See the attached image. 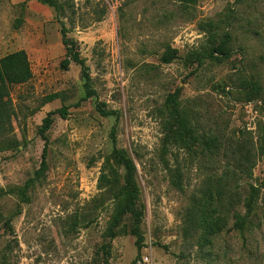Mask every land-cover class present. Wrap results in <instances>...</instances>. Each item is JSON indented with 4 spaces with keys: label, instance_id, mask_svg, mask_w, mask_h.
I'll return each instance as SVG.
<instances>
[{
    "label": "rangeland",
    "instance_id": "obj_1",
    "mask_svg": "<svg viewBox=\"0 0 264 264\" xmlns=\"http://www.w3.org/2000/svg\"><path fill=\"white\" fill-rule=\"evenodd\" d=\"M60 1L94 96L85 97L79 64L62 66L54 9L0 0V58L26 50L33 71L10 90L8 137L16 142L0 151V187L8 191L0 198V264L136 259L134 217L126 213L114 226L126 169L113 156V131L137 167L144 247L136 264L146 257L264 264V0ZM220 40L229 55L210 57ZM170 48L177 57L164 63ZM99 103L117 114L102 115ZM63 107L68 114L53 115L48 167L36 180L40 127ZM107 161L110 182L101 186ZM212 220L221 226L214 235Z\"/></svg>",
    "mask_w": 264,
    "mask_h": 264
},
{
    "label": "trees",
    "instance_id": "obj_2",
    "mask_svg": "<svg viewBox=\"0 0 264 264\" xmlns=\"http://www.w3.org/2000/svg\"><path fill=\"white\" fill-rule=\"evenodd\" d=\"M41 3L47 4L52 7L56 13V17L61 24V34L62 41L66 47V57L62 60V66L68 67L71 62H75L81 66L82 76L85 78V89H86V98L94 96L96 94L95 89L92 86V77L89 71V67L86 64L85 58H83L80 54L79 49H77V43L73 39L68 37V29L66 25L61 20V17L64 15L63 12V3L60 0H38ZM187 2H194L195 0H182ZM242 1V0H237ZM178 54L177 49L170 48L167 53L162 56V61L164 63H170L173 61ZM229 55V51L225 47V41L220 40L216 42L211 47L209 52L210 57H214L215 55ZM33 77L32 65L29 55L26 50H16L0 58V151L8 149L16 141H13L8 137V133H10L12 129V117L14 115V109L12 106L11 98H10V90L14 85L25 84L29 82ZM56 94L49 95L47 97L48 100H52L56 97ZM172 100V110L176 113L178 117H180V111L176 106V100L171 97ZM98 110L104 116H110L117 114V111L113 109H105L103 103L98 104ZM59 113L61 117H66L68 114L67 108L63 107L58 109L57 111L49 112L46 117L43 119L42 126L40 127V135L45 140V146L43 148L42 153V162L41 167L36 171V180L40 179L42 174L47 170V152H48V143L49 139L46 135L48 130L52 127L54 123L53 115ZM112 142H113V156L115 160L123 165L126 169L125 172V183L123 186L122 199L118 196L115 197L117 202V211L114 218V226H117L120 223L122 216L126 213H131V215L135 219V224L132 229L133 235L136 237V247H137V256L136 259L133 260L131 264H136L137 258L140 256L141 251L144 247V235L141 231L140 220L142 215V210L138 209L137 202L139 201V189L136 183L135 175L137 171V167L134 161L118 147L117 137L115 131L112 132ZM214 141V140H213ZM110 167L109 161L105 162L103 172L100 178L101 186L103 183L106 186L110 182L109 173L105 170ZM34 181V180H33ZM172 184L175 186H180L178 181L173 180ZM27 186L23 188H19L20 194L25 195V190ZM8 191L0 187V198L6 194ZM251 204V203H250ZM3 218V214L0 211V220ZM11 218L7 219L8 224L10 223ZM208 230L210 235H214L221 230V226L219 221L212 220L208 224Z\"/></svg>",
    "mask_w": 264,
    "mask_h": 264
},
{
    "label": "built area",
    "instance_id": "obj_3",
    "mask_svg": "<svg viewBox=\"0 0 264 264\" xmlns=\"http://www.w3.org/2000/svg\"><path fill=\"white\" fill-rule=\"evenodd\" d=\"M145 262H146V264H151V261H150L149 257L145 258Z\"/></svg>",
    "mask_w": 264,
    "mask_h": 264
}]
</instances>
